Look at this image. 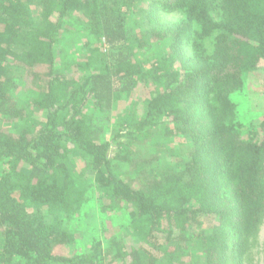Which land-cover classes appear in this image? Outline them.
Instances as JSON below:
<instances>
[{
  "label": "trees",
  "instance_id": "1",
  "mask_svg": "<svg viewBox=\"0 0 264 264\" xmlns=\"http://www.w3.org/2000/svg\"><path fill=\"white\" fill-rule=\"evenodd\" d=\"M17 71L38 126L10 127L25 116ZM257 71L264 0H0V264H245L264 218V114L240 121L231 94ZM116 105L107 137L96 116ZM90 192L129 223L72 254L65 221Z\"/></svg>",
  "mask_w": 264,
  "mask_h": 264
},
{
  "label": "rangeland",
  "instance_id": "2",
  "mask_svg": "<svg viewBox=\"0 0 264 264\" xmlns=\"http://www.w3.org/2000/svg\"><path fill=\"white\" fill-rule=\"evenodd\" d=\"M158 13L161 21L178 22L183 18V13L180 11L166 12L159 10ZM69 26L71 27H67V33L64 35L60 47L64 49L62 53L64 55L63 60L67 63H73L75 56L78 57V48L82 39L77 42L76 38L73 40L68 35L69 32H73L72 25ZM204 45L210 49V40H205ZM189 46L186 45L187 53L191 52ZM100 47L103 51H106L102 44ZM15 79L18 88L14 93V97L18 105L24 109L25 116L22 119L13 121L10 127L24 128L27 126H38L44 118L45 113L38 111L31 104V99L35 96V91L27 77L21 71L16 72ZM231 98L236 105L237 116L240 121L245 122L252 118L254 120L260 119L264 114V72L257 71L255 74L246 77L244 86L240 90L233 92ZM120 112L121 108L118 107L111 112H99L97 114L96 119L103 123L104 132L107 137L114 130L115 119ZM7 124L8 122L6 126ZM183 140L176 138L174 142L175 146L178 147L183 143ZM150 148L153 149L152 146ZM88 197V201L81 208V213L76 218L74 217L69 221H65V225L74 230L75 243L72 247L66 248L72 254H81L88 251L93 240L99 239L103 241L106 236L125 230L124 228L129 223V216L125 210L104 213L96 201L95 194L90 192ZM207 223L208 221L206 220ZM244 262L245 264H264V218L257 232L246 241Z\"/></svg>",
  "mask_w": 264,
  "mask_h": 264
}]
</instances>
